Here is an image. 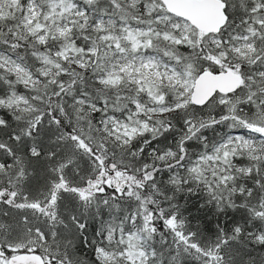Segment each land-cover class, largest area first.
Here are the masks:
<instances>
[{
  "label": "snow or ice",
  "instance_id": "obj_1",
  "mask_svg": "<svg viewBox=\"0 0 264 264\" xmlns=\"http://www.w3.org/2000/svg\"><path fill=\"white\" fill-rule=\"evenodd\" d=\"M0 264H264V0H0Z\"/></svg>",
  "mask_w": 264,
  "mask_h": 264
}]
</instances>
